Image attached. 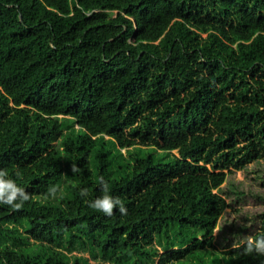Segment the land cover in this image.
<instances>
[{
    "label": "trees",
    "instance_id": "obj_1",
    "mask_svg": "<svg viewBox=\"0 0 264 264\" xmlns=\"http://www.w3.org/2000/svg\"><path fill=\"white\" fill-rule=\"evenodd\" d=\"M237 170L264 186V0H0V171L30 197L0 264H264ZM101 178L126 214L89 206Z\"/></svg>",
    "mask_w": 264,
    "mask_h": 264
},
{
    "label": "clouds",
    "instance_id": "obj_2",
    "mask_svg": "<svg viewBox=\"0 0 264 264\" xmlns=\"http://www.w3.org/2000/svg\"><path fill=\"white\" fill-rule=\"evenodd\" d=\"M6 175L7 173L5 171H0V203L7 204L15 210H20L23 207V202L29 200V194L23 188L17 186L13 180L5 179L4 177ZM100 183L103 186L105 194L92 201L89 206L108 216H111L116 206H119V211L122 214H126L127 209L123 205L122 201L119 198H114L107 194L108 186L102 178ZM81 194L86 195V190H82ZM253 242L256 243L257 248L264 247V238L256 241L250 239L248 241L246 252L251 251Z\"/></svg>",
    "mask_w": 264,
    "mask_h": 264
},
{
    "label": "rangeland",
    "instance_id": "obj_3",
    "mask_svg": "<svg viewBox=\"0 0 264 264\" xmlns=\"http://www.w3.org/2000/svg\"><path fill=\"white\" fill-rule=\"evenodd\" d=\"M230 173V172H229ZM234 175L236 177H239V178H244V180L246 181V183H251L253 184L254 186H258L262 189H264V186L261 185L255 178H254V172L253 171H243V170H237L234 172ZM260 201H256L254 198H249L248 199V203L247 205H245V208L244 209H250V208H254V207H258L260 205ZM250 207V208H249ZM260 208V206H259ZM217 231V228L215 230V232Z\"/></svg>",
    "mask_w": 264,
    "mask_h": 264
}]
</instances>
